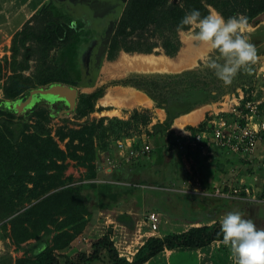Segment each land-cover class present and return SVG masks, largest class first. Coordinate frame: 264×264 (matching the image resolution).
Returning a JSON list of instances; mask_svg holds the SVG:
<instances>
[{
  "label": "trees",
  "instance_id": "1",
  "mask_svg": "<svg viewBox=\"0 0 264 264\" xmlns=\"http://www.w3.org/2000/svg\"><path fill=\"white\" fill-rule=\"evenodd\" d=\"M209 7L222 14L225 19L238 14L243 15L247 17L248 23L254 26L260 21L259 16L264 12V0H126L117 21L109 29L114 28L108 41L106 58L112 60L120 50L126 53L148 54L157 48L162 50L164 55L173 57L181 46L177 26L182 18L194 9L198 10L202 17L206 16L209 14ZM86 30L83 19L56 15L51 11L50 3L44 4L24 23L20 31L13 34L7 64L5 63L7 58H4L9 74L4 75L2 72L4 66L0 61V179L3 174L7 175L4 179L6 184L2 186L0 184V220L8 219L9 234L17 247L30 239H36L39 234L47 235L52 230L55 232L50 244L40 242L31 249L29 256L23 254L15 258L13 264H60L56 251H63L83 229L85 216L91 215L89 209L91 198L99 196L101 206L105 207L120 194L140 192L139 185L161 184L163 190L171 184L174 185L171 183V177L163 176L162 171L160 177L152 174L147 177L144 176L145 171H139V168H133L132 171L128 169L126 174L116 173L114 168L108 173L110 178L127 181L132 179L131 174L137 173L140 175L137 182L129 184L106 182L99 185L94 182L81 183L83 179L96 178L98 169L92 163L95 150L93 140L96 132L106 133L113 126L122 128L137 116V111H134L127 120L113 119L114 122H111L113 120L107 117L89 120L87 116L94 111L95 103L102 94V88L81 96L75 108L74 118L80 120L86 117L84 120L75 123L76 127L60 126L55 130L54 135L44 125L53 117L50 113L33 107L32 113L38 117V120L30 125L28 119L24 118V113L16 114L14 110L5 106L7 100L18 98L22 100L27 97L31 89L57 82L75 86L68 61L63 60L62 64L56 66L46 60V55L52 47L65 48L70 46L76 37L83 36L81 34L88 36ZM263 41L264 26L249 35V42L256 47ZM26 42H34V45ZM18 45L23 48L19 59ZM30 59H34L35 62L41 60V63L34 71L25 75L23 71L29 68ZM247 78L246 73H240L228 87L243 83L251 87ZM213 80L218 79L215 76ZM218 81L223 87V82ZM128 82L145 88L147 96L154 101L155 106L165 111V119L151 127L153 138L162 141L164 146L165 137L172 143V131L168 130L172 120L196 104L215 100L220 90L218 86L215 94L206 87V84L199 86L194 80L179 79L173 84L165 85L155 95L151 91V86L155 83L153 78ZM246 99L251 98L246 96ZM64 105L65 112L74 110ZM27 112L29 110L26 114ZM61 120L68 121L65 118ZM106 120L111 124L104 127ZM148 122L149 116L146 115L141 124L146 125ZM203 123H199L198 128H201ZM187 129L195 131L197 128ZM119 130L112 132L117 133ZM64 140H66L64 148H61L58 141ZM166 149L171 150L170 147ZM67 160L75 161L85 167L83 178L76 180L80 182L72 180L71 175L64 174ZM8 180L10 183L13 180L17 182L16 191L9 189ZM113 192L115 196L111 198L110 194ZM170 194H174V201L179 197L182 198L180 194L186 195L173 192ZM260 196L263 198L264 193H260ZM205 198L207 200L205 205H197V209L190 208L200 210L201 215H192L186 222L196 223L200 219L213 220L209 224L190 226L185 230L162 236L146 237L130 258L119 255L109 235L103 234L93 240L90 253L81 252L74 259H67L65 263L92 264L105 261L107 264H144L164 250H197L204 249L216 241L222 243L223 234L218 216L222 211H240L244 215L249 201L212 195H205ZM207 203L210 207L206 205Z\"/></svg>",
  "mask_w": 264,
  "mask_h": 264
},
{
  "label": "rangeland",
  "instance_id": "2",
  "mask_svg": "<svg viewBox=\"0 0 264 264\" xmlns=\"http://www.w3.org/2000/svg\"><path fill=\"white\" fill-rule=\"evenodd\" d=\"M76 1H78V3H80L83 7L79 10L80 12L87 9L91 14L89 19H85L83 17V12H81L83 16L79 14L83 17V19L87 21L89 20L88 23H86V31H88L89 35L85 36L84 33L81 34L83 36L76 37L75 41L70 44V46L65 48L52 47L47 52L46 60L56 66H59L62 64L63 60H66L72 65V67L75 68L78 66V69L80 70V68H82L83 71H86L89 64V71L92 72L94 70V66L99 67L98 59L102 58L103 66L101 69L98 68L99 70L95 75H93V72L87 73L86 82H93V86L90 89H82V86L78 85L79 83L76 82L77 97L76 102L72 107L74 110L65 112L66 106L63 104H55L56 106L48 107V104L46 105L41 101L34 103L29 109H26V111L29 110V112H27L28 114H26V111H22L21 113H24V118L28 119V123L30 125L34 124L38 120V117L32 113L33 107L36 110H44L45 113H50L53 117L49 118L44 125L51 132V134L54 135V132L58 127L64 125L76 127L75 123L84 120L86 117H83L80 120H75L74 118V114L76 112L75 108L79 104L81 96L86 93H91L97 88H102V97L104 96V98L103 100L98 99V103L104 107L98 105L96 101L94 111L87 116L89 120H97L100 117H107L111 120H127L132 116L134 111H137V116H135L134 120L129 122L128 125L122 128L113 126L106 133H100L99 131L96 132L93 140L95 150L92 163L96 166L100 165L101 169L103 168L106 171L107 168L105 166L107 164L105 163L104 158L108 156L116 157L115 141L118 140L123 142L126 141V139L133 137L135 146H139L142 141H146L150 147H152V152L148 156H140L138 159H133L128 164L120 163L115 167L116 170H114V168L112 170L119 174L121 172L126 174L128 169L132 171L133 168H139V171H145L144 176L147 177L148 175L151 176V174L160 177V172L162 171L163 176L171 174V183H174V185L171 184L169 187H165V190L162 189L163 187L161 184L139 185L141 189L140 192L134 194H120V196H118L117 193V199H113L111 204L105 207L101 206V203L98 200L99 196L98 198L95 197L89 199V209L91 211V215L85 216V225L83 226V229L70 241L68 246L63 249V251H56L60 264H66L65 262L67 259L72 260L81 252L90 253L91 243L93 240L103 234L109 235L119 255L130 258L136 248L141 245L142 241L146 237L162 236L163 234L185 230L190 226L210 223V220L205 219H200V221L196 223L186 222L187 218H190L192 215H201L200 210L194 209H197V205H205L204 203L207 201L205 195L196 194V192H193L192 190L194 186L193 184L196 182L194 181L196 170L193 167H190L191 172H187L183 168L184 163L180 159L181 153L166 149L162 141H158L153 138L151 135V129L148 131L144 128L141 122L146 115L150 114L148 111L149 109L147 110L141 106H131L136 103L142 104V102L139 93L132 90V88L128 86H133L134 83H129L128 81H143L149 78L155 79L154 86H151V91L155 95L162 87L167 84H173L174 81L179 79H185L187 81L194 80L199 86L206 84V87H208V89L215 94L217 93V87L221 85L218 80L212 81V78H214L215 75L211 70L205 67L206 57L212 56L215 58L218 56V52L209 53L207 48L204 46H193L192 43L181 37L179 33L178 36L181 42L180 48L183 47V49L179 51L180 55H178L176 59L162 55V50L157 48L152 53L148 54H136L135 52L126 53L120 50L114 56L112 61L110 60V62H108L106 58V51L108 41L112 35V31L109 29L110 27L112 28L118 15L117 17H114L112 24H107V17L104 18L98 16L106 12L112 15L113 9H116L117 6L120 8L123 0ZM101 10H105L106 12H101ZM213 10L214 9L212 7H209V13ZM97 18H101V20L105 19V23L103 25H99L95 22ZM109 19L111 21L113 19L112 16ZM23 25H21L17 31H20ZM251 32L252 30L248 27L246 33L244 34L247 36L253 33ZM13 34L7 44H2L5 40H2V45L0 44V61H2V65L4 66L2 70L4 75L9 74V68L6 64L10 57L9 49ZM19 38L20 36L16 39V42ZM26 43L34 45V42ZM104 43L107 45L105 44L103 52ZM256 48L258 50L259 59L257 63L253 65L252 74H246L251 87H249V84L244 83L241 85H235L231 88L225 85L223 87L220 86V90L218 91L219 96H217L213 102H224L225 105L221 108L226 109L228 101L234 96L237 97L238 93L242 92L252 100L259 102L261 110L264 109V47ZM6 50H8V52H5ZM22 52L23 48L18 45V59L21 57L20 54H22ZM176 55L177 53L173 57ZM195 55H197V57L193 60ZM91 56L93 59H91ZM147 56L164 59L165 63L159 64L155 62L153 65L147 64L145 61L142 64L135 63L138 59H142V57ZM5 57L7 58V61L5 62L6 64L4 63ZM189 58L190 61H188ZM191 62L193 63V67L190 69L189 64H191ZM39 63H41V60L39 62H35L34 59H30L28 62L29 68L23 71V73L25 75L31 73ZM96 63H98L97 66ZM73 79L80 81V78L75 75ZM137 88L147 95L145 88L140 85H138ZM133 95L135 96L133 97ZM121 104L124 106H120ZM217 106L219 107V104H217ZM15 113L17 114V112ZM62 118H65L68 121L64 122L61 120ZM178 119L176 120V125L180 121V119ZM111 122H114V120ZM111 122L106 120L103 126L107 127L111 124ZM114 130H119V132H112ZM65 141L66 140L62 142L58 141L61 148H64ZM102 149L106 150L103 151ZM262 152L263 151H260V153ZM200 154V150H194L190 152L189 155L186 154V156H189V158L193 161H197L200 160ZM190 159H188V157L185 159L188 164H191L189 162ZM179 160L181 161L179 162ZM164 164L167 165L165 170L162 167ZM260 165V159L256 157L252 160H243V158L242 160L239 159L237 161V165L233 168V172H231L232 175H229L225 182H229L231 185L233 184L234 186H237L239 182L235 178L238 176L243 177L244 185L249 188L251 187L255 195L254 200H249L246 205L244 218L252 219L257 228H264V199L260 198V193H264V181L263 183H259L261 177L264 178V169ZM104 170L102 171L98 169L96 172V178L90 181L94 182L96 185L104 184L106 182L129 184L130 182H137L140 176L137 173H133L131 174V180H117L110 178L108 173ZM64 174L71 175L72 180L76 181L83 178L85 175V167L75 161L67 160V168ZM188 175H191L193 178L182 183L181 181L186 176L188 177ZM6 176V174L2 175V179H0L1 186L6 184V182L4 183ZM175 177L177 179H175L176 181L174 180ZM186 179L184 181H186ZM88 181L89 180L87 179H83L81 183L87 184L89 183ZM7 182L9 189H13V191L17 190V182L14 180L11 181L12 184L9 180ZM197 183V187H199V182ZM202 191L206 192L207 190L202 186ZM170 192L185 193L186 195L180 194L182 198L178 196L179 199L174 201L175 196L174 194H170ZM110 196L112 198L115 196V193H111ZM206 205L210 207L209 203ZM190 208L194 209L191 210ZM149 212H154L158 215L159 222L154 231L150 230L146 220V214ZM227 213V211L222 212L221 216L218 217L219 221H221L222 217ZM7 220H0V264H13L15 258L22 256L23 254L29 256L31 254V249L40 242H47L50 244L52 235L55 233L52 230L51 232H48L47 235L39 234L36 239H30L25 243H21L17 247V245L15 246L11 240ZM92 264L107 263L102 261L94 262ZM144 264H233V261L230 259L229 249L224 246L223 243L217 241L211 243L204 249L164 250Z\"/></svg>",
  "mask_w": 264,
  "mask_h": 264
},
{
  "label": "crops",
  "instance_id": "3",
  "mask_svg": "<svg viewBox=\"0 0 264 264\" xmlns=\"http://www.w3.org/2000/svg\"><path fill=\"white\" fill-rule=\"evenodd\" d=\"M47 3H50V9L56 15L57 14L66 15L72 19H79V18L83 19V17L85 19H89L91 16L89 10H87V9L85 11H81V12H83L84 16L81 14V12L79 10L82 9L83 7L76 0H0V44L2 43V40H5V42L2 44H7L10 37L12 36V34L17 32V30L20 28L21 25H23L34 13H36L41 6H43L44 4H47ZM117 11H118V9H113L112 15H110L108 12H106V13L101 14L98 17H104V18L107 17V21H108L107 24L108 23L112 24L114 21V17H117V15H118ZM79 14H81L83 17L80 16ZM111 16L113 19L110 21L109 18ZM85 19H83L85 21V23H88L89 20L87 21ZM117 19H118V17H117ZM117 19H115L114 22H116ZM259 19H260V21H258L254 26L249 24V27L253 33L257 28L264 26V12L261 13V15L259 16ZM104 20L105 19L101 20V18H97L95 20V22H97L99 25H103L105 23ZM111 31L113 33V29ZM247 36L249 38V35H247ZM6 46H8V45H6ZM257 47H264V41L261 42ZM181 49H183V47L179 48V50L177 51V55L175 57H170V58L176 59L177 56L180 55L179 51ZM5 52H8V50H6ZM136 54H141V53H136ZM162 55H164V54H162ZM167 57H169V56H167ZM196 57H197V55H195L193 57V60L196 59ZM91 59H93L92 56H91ZM98 61H99V67L97 66L98 63H96L97 67L94 66V70L92 71L93 75H95L98 72V70L101 69V67L103 66L102 65V61H103L102 58L101 59L99 58ZM188 61H190V58L188 59ZM108 62H110V60H108ZM193 63H194V61H193ZM193 63L191 62V64H189L190 69L193 67ZM69 65H70V71H72L71 76L74 78V75H75L76 77L80 78V81H77V79H73L75 81V83L76 82L79 83L78 85H81L82 89H85V90L90 89L93 86V82H86L87 73H92L89 71L90 65L88 64L86 71H83L82 68H80V70H79L78 66L74 68V67H72V65L70 63H69ZM185 70H188V69H185ZM80 71H81V74H80ZM77 83H76V85H77ZM76 85H75V87H76ZM128 86L131 87L132 90L139 93V95L141 97L139 95L138 96L140 97L141 102H142V104L136 103V104L131 105V106H135V107L141 106L143 108H146L147 110L149 109L148 110L150 112V114L148 115L149 116V122L146 125H143L144 128L149 131L153 124L159 123V122L161 123L165 119V111L162 108L156 107L153 100H151L145 93H143V91L138 90V88H137L138 86H135V85H133V86L128 85ZM86 92H91V91H86ZM102 95L103 94H101V96L98 99L103 100L104 96L102 97ZM98 99H97V104L100 105L98 103ZM217 104H219V103H217V102L214 103L212 100H209L207 102L199 103V104L192 106L187 112L179 114L178 116H176L172 120L168 130L172 131V133H181V132L185 131L188 127H196L199 123H201L205 119L206 116L210 115L213 112H216V110L219 108L217 106ZM100 106H102V105H100ZM120 106H124V105L121 104ZM102 107H104V106H102ZM178 118H183V119L180 120L177 123V125L175 126L176 120ZM263 148H264L263 145H261L259 148V153H257L258 156H256V157H258V159H259V155L264 153ZM194 150L199 151L198 149H188L187 148L184 151L179 152V153H181L180 159L184 163L183 168L187 172H191L192 167L196 170V174L194 175V181H196V182L193 184L194 186L192 188L193 192H196V194H202V192H203L202 186L208 192V191H211L214 187H216L220 184H223L227 180L228 176L232 175L231 172H233V168L237 165V161L239 159L242 160V158L237 157V156L225 155L221 150L212 149L209 153H205V152L203 153L200 151L201 152L200 160L193 161L189 158V156H186V154L189 155V153L194 151ZM260 151H263V152L260 153ZM186 157H188V159H190L189 162L192 165L187 163V161L185 160ZM181 160H179V162ZM243 160H245V159H243ZM162 167L165 170L167 168V165L164 164V166H162ZM110 171L111 170H106V173H109ZM169 177H171V174H169ZM191 178H193V177L191 175H188V177L186 176L181 182L182 183L187 182V180H190ZM175 179H176V177L174 178V180ZM185 179H186V181H184ZM235 179L238 180V182L243 181L242 176H238ZM263 179L264 178L261 177V179L259 180V183H263ZM171 181H172V179H171ZM197 182H199V187H197L198 186ZM227 183H229V182H227ZM222 212H224V211H222ZM219 216H221V214ZM212 221L213 220H210V223ZM206 224H209V223H206Z\"/></svg>",
  "mask_w": 264,
  "mask_h": 264
},
{
  "label": "clouds",
  "instance_id": "4",
  "mask_svg": "<svg viewBox=\"0 0 264 264\" xmlns=\"http://www.w3.org/2000/svg\"><path fill=\"white\" fill-rule=\"evenodd\" d=\"M248 27L247 17L243 15L225 19L213 10L202 17L194 9L182 18L177 32L193 46H204L209 53L218 52L215 58L206 57L205 67L228 86L240 73L251 75L259 59L256 46L244 34ZM220 230L233 264H264V228H257L252 219L233 211L222 217Z\"/></svg>",
  "mask_w": 264,
  "mask_h": 264
},
{
  "label": "built area",
  "instance_id": "5",
  "mask_svg": "<svg viewBox=\"0 0 264 264\" xmlns=\"http://www.w3.org/2000/svg\"><path fill=\"white\" fill-rule=\"evenodd\" d=\"M223 105H225L224 102L219 103L216 112L211 113L202 121L204 123L201 128H198L197 125L195 131L186 129L181 133H172V143L165 137V147H170L171 150L178 152L187 148L198 149L203 153L218 149L228 156H237L245 160L254 159L258 156L256 153L259 152V147L264 146V111L260 109L259 102L246 99V95L240 92L237 97L234 96L228 101L226 109L221 108ZM133 140L132 137L123 142L115 141L116 157L104 158L107 164L106 170H111L120 163H129L140 156H148L152 152V147L146 141L135 146ZM259 159L264 168V153L259 155ZM96 167L104 170L101 169L100 165ZM202 194L246 201L255 198L253 189L244 185L243 181H240L237 186L224 182L211 191ZM146 220L150 230L154 231L159 222L158 215L149 212L146 214Z\"/></svg>",
  "mask_w": 264,
  "mask_h": 264
},
{
  "label": "water",
  "instance_id": "6",
  "mask_svg": "<svg viewBox=\"0 0 264 264\" xmlns=\"http://www.w3.org/2000/svg\"><path fill=\"white\" fill-rule=\"evenodd\" d=\"M125 2L126 0H123L122 6L120 8L117 6L116 8L118 9L117 11L118 17L120 15V12L122 11V8ZM101 12H106V11L101 10ZM106 43H104L103 45V52H104ZM36 95L38 97H52V99L62 100L69 108H72L76 102L77 88L75 86L68 85V84H62L58 82L52 83L45 87L31 89L28 92V96L26 97V102L30 99V97H34ZM4 104L8 109H17V110L20 109V106H23V102H21V99L19 98L14 99V100H7L5 101Z\"/></svg>",
  "mask_w": 264,
  "mask_h": 264
},
{
  "label": "flooded vegetation",
  "instance_id": "7",
  "mask_svg": "<svg viewBox=\"0 0 264 264\" xmlns=\"http://www.w3.org/2000/svg\"><path fill=\"white\" fill-rule=\"evenodd\" d=\"M41 101L44 104H46V105L49 104V105H52V106H56V105H59V104H63V105L65 104L62 100L52 99V97H38L36 95L34 97H30V99L27 102H26V97L23 98L21 100V102H23V106H20L19 110H17V109H11V110H14L17 113H21L22 111L25 112L26 109H29L31 105H33L34 103H37V102H41ZM29 104H30V106H29Z\"/></svg>",
  "mask_w": 264,
  "mask_h": 264
},
{
  "label": "bare ground",
  "instance_id": "8",
  "mask_svg": "<svg viewBox=\"0 0 264 264\" xmlns=\"http://www.w3.org/2000/svg\"><path fill=\"white\" fill-rule=\"evenodd\" d=\"M143 59V60H142ZM142 59H138L135 63H139V64H142L144 61L145 62H147V64H152L153 65V63H159V64H164L165 63V60L164 59H161V58H159V59H157V58H155V57H142ZM128 95V94H127ZM130 96V95H129ZM135 95H133V97H134ZM132 97V98H133ZM180 120H182L183 118H179ZM178 119V120H179ZM176 125V124H175Z\"/></svg>",
  "mask_w": 264,
  "mask_h": 264
}]
</instances>
